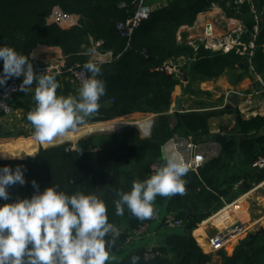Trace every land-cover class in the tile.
Segmentation results:
<instances>
[{"label":"trees","instance_id":"trees-1","mask_svg":"<svg viewBox=\"0 0 264 264\" xmlns=\"http://www.w3.org/2000/svg\"><path fill=\"white\" fill-rule=\"evenodd\" d=\"M133 1L0 0V45L12 46L29 57L39 43L59 46L68 64L94 60L97 56L91 48L97 41L100 43L96 50L117 55L110 62L98 63L106 91L100 98L99 109L88 122L116 119L134 112L158 114L149 136L142 137L137 127L128 126L118 132L96 133L79 140L82 148L89 147L82 152L70 142L40 148L33 157L28 154H33L41 143L24 141L21 146L28 154L23 148L16 151L15 146L25 137H18L22 132L6 131L0 121V139L14 138L0 142V166L13 168L20 165L25 169V183L8 186V201L31 197L36 191L32 180L36 181L41 191L54 184L58 190L68 194L95 193L106 204L109 222L115 227L123 225L125 228L118 236L109 233L106 237L115 241L109 249V252H113L126 242L132 230L150 220L138 219L126 208L118 215L115 206V201L119 199L117 192L130 190L133 180H143L151 175L150 165L162 160V146L169 138L176 134L192 133L197 139L207 141L213 136L209 119L223 113H233L235 130L242 137L226 140L223 152L220 150L217 155L209 156L197 173L189 171L183 177L186 181L183 195L157 196L152 202L155 207L165 206L166 211L174 213V218L181 219L183 224L177 228H183V232L166 234L164 241L150 251L153 254L151 258H146L147 251L140 248L116 263L130 264L129 258L137 255L140 257L138 264H206L210 261V252L192 231L208 213H191L187 210L188 205L194 199L206 204L216 202L220 195L227 194L228 186L220 189L217 180L219 170L224 165V155L247 153L252 161L262 154L256 151V146L264 143V115L244 118L236 109L226 107L166 113L176 84L184 85V92L201 107L202 99L197 97L208 96L209 92L202 91L196 83L227 74L229 83L236 84L245 69L236 65L239 55L234 51L223 53L200 48L196 52L176 41V31L181 25H192L197 13L209 9L212 4H217L230 17L241 21V39L245 42L251 37L254 20L246 1L234 6L233 0H168L165 6L152 9L150 16L140 23L126 46V39L119 35L116 25L133 14ZM253 4L262 14L258 22L252 66L254 72L264 80V0H253ZM54 6L78 15V21L60 26L48 20ZM178 56L187 59L180 69L186 74V83L176 73L159 69L162 62ZM62 141L59 138L53 144ZM18 155L20 157H9ZM257 173L258 181L264 179V170ZM232 181L236 180L233 178ZM4 202L0 199V203ZM155 207L153 215L157 211ZM165 218L161 221L162 225ZM219 254L221 264H264V231L256 235L248 234L239 244L229 247L228 254L222 251Z\"/></svg>","mask_w":264,"mask_h":264},{"label":"clouds","instance_id":"clouds-1","mask_svg":"<svg viewBox=\"0 0 264 264\" xmlns=\"http://www.w3.org/2000/svg\"><path fill=\"white\" fill-rule=\"evenodd\" d=\"M0 86L11 77H22V91L33 92L35 106L28 112L34 132L33 139L52 145L69 131H77L99 109L105 94V82L100 78L101 67L94 60L83 64L90 75L81 81L77 95H59L58 72H34L28 55L9 45H0ZM34 85V87H33ZM32 155V154H29ZM20 157L18 156H9ZM162 164L143 180H133L130 190L118 191L116 213L125 208L144 220L153 215L152 202L157 196L185 193L183 177L191 164L176 150L162 153ZM24 168L0 166V264H106L114 239L115 225L108 220L106 204L95 193L68 194L52 184L36 191L31 197L8 201L7 188L25 183ZM130 264H138L133 255Z\"/></svg>","mask_w":264,"mask_h":264},{"label":"crops","instance_id":"crops-1","mask_svg":"<svg viewBox=\"0 0 264 264\" xmlns=\"http://www.w3.org/2000/svg\"><path fill=\"white\" fill-rule=\"evenodd\" d=\"M148 3L152 6V8H159L165 6L168 3V0H148ZM78 17V15H75L76 21H78ZM230 18L233 17H230L229 14H226L222 7L218 6L217 4H212L209 9L197 13L192 25H181L177 32L180 33L182 30L187 29L184 31L189 34L188 38H192V35L196 36V38H199V42L195 41L196 38L192 40H183L189 41L187 45L192 49L196 50L203 48L205 50L213 51L211 48L206 46L211 44L212 40H218V38H222L228 31V34L231 35V37L236 38L237 41H244L241 39V34L243 32V25L241 21L236 18L230 20ZM205 26H208V28L206 27L204 31L206 36L204 34H199V29H202V27ZM217 26H219V28ZM201 37H207L206 41L204 42V38H202L201 40ZM176 41L178 42L179 40L176 38ZM99 43L100 42L97 41L91 48V50L95 51L97 56L94 59L95 61L98 59H103L106 56V51H99L95 49V47ZM230 51H234V53L239 55L238 62L246 60L245 56L236 51V46L233 47ZM88 53L89 52H87V55ZM30 59L34 63L60 61L61 64L70 65L67 63L66 58L59 46H51L40 43L32 49L30 53ZM243 73L244 74L242 78L236 84L229 83L227 74H223L217 79L204 80L196 83L197 87L202 91L209 92L208 96L197 97V99H202L201 107L196 104L195 100L191 96L184 92V85L176 84L172 90V102L166 113H173V101L174 97L176 96H180L182 99V110L188 111L193 109L211 110L223 108L224 106L229 104V97L231 95H237V105H234L229 109H236L244 118H248L251 115H264V92H261V84L255 80V76L249 67L245 68ZM56 78L60 84V87L56 90L57 94H78L80 85L67 73L59 74ZM183 82H188L187 78H185ZM8 102L12 107L13 112L6 118L1 116L0 121H2L6 131L22 132V135L18 137L27 138H23V140L15 146V150L17 151L19 148L24 149V147L21 146L22 142L33 138L34 129L31 122L27 119L28 112L35 106L33 92L31 90L25 92L20 88L18 92L13 94L8 99ZM132 114L148 115L133 122L126 121L125 124L136 123V121H143L142 123L144 124V121L149 122L152 118L156 117V113L134 112L116 119L87 122L79 129H87L92 124L101 122L118 120L123 121V118ZM208 123L210 133L213 135L225 134L226 140H238V138L242 137V134L238 130H235V119L233 113H223L218 116L211 117ZM144 129L145 128H143V130ZM146 131L148 133L149 129L147 128ZM262 134H264V128ZM66 135L67 136H64L60 139H62L63 141L68 140V138L69 140H73L77 134L76 131H69L68 133H66ZM140 135L142 136L143 134L140 133ZM142 137L146 136L143 135ZM13 139L14 138L12 137L1 138L0 142ZM209 140H212V138ZM40 148H44V146L42 144H38L37 149L32 155H29L27 151H25L28 156L33 157L39 152ZM84 149L87 150L89 149V147H84ZM221 151L223 152L222 149ZM256 151L264 153V143L257 144ZM251 159V156L247 153H237L233 156L224 155V165L219 170L220 174L217 176V180L220 184V189L228 186L227 194L220 195L218 201H211L208 204L200 199H194L193 201H191L193 202V204L189 201L190 203L187 208L189 212L195 214H201L205 212L208 213L206 218L197 223L196 228H194L192 231V234H194V236H196L199 241L205 243L206 237L208 235L220 231L238 221L248 224L250 226V233H254L255 231L264 227V184H260L263 179L259 181L257 180L258 173L252 168ZM233 178L236 181H232ZM245 183L250 185V189L245 187ZM155 208H157V211L150 217L147 230L139 235L129 233L126 242L121 247L113 252H109L110 259L106 262V264H116L128 254L140 248H143L147 252L152 251L155 247L159 246L164 241V237L166 234L172 231H177L180 233L183 232V228H168L161 224V221L164 217H170L174 213L166 211L165 206ZM116 229L118 232H121L125 228L122 225L116 227ZM199 229L201 230V233H197ZM241 241L230 246V248L239 244ZM222 252L228 254V248L222 250ZM210 256V261L206 264H221L222 258L219 252L210 253Z\"/></svg>","mask_w":264,"mask_h":264},{"label":"built area","instance_id":"built-area-1","mask_svg":"<svg viewBox=\"0 0 264 264\" xmlns=\"http://www.w3.org/2000/svg\"><path fill=\"white\" fill-rule=\"evenodd\" d=\"M244 1L248 2L252 17L254 20L253 32L250 39L245 41H237L236 38L229 35V31L222 37L212 40L211 44L206 47L211 48L213 51L229 52L233 47L236 46V51L240 52L245 59L249 61L248 66L255 76V80L261 84V92H264V80L260 74H257L253 70L252 57L255 49V38L258 32V22L262 14L253 4V0H233V5L237 6ZM134 12L126 21H119L116 25V30L119 35L126 39V46L129 45L134 31L139 27L140 23L146 20L152 11V6L148 3V0H134L132 2ZM237 12V11H236ZM234 18H230L232 20ZM48 20L60 25L67 26L76 23L75 15L63 11L60 7H52ZM233 31V30H232ZM264 47V44L262 45ZM105 58L98 59L95 62L102 63L104 61L110 62L117 57L113 56L111 52H105ZM182 60V59H181ZM180 60V61H181ZM186 61L187 59L184 58ZM85 63V62H84ZM84 63H73L70 65L61 64L60 61H51L45 63H32L34 72L42 73L46 69L49 72H58L59 74L67 73L71 78H73L79 85L81 81L87 78L90 74L83 69ZM170 59L165 60L159 66V69L167 71L169 73H176L178 66ZM22 77H11L6 83L0 88V113L1 116L6 118L10 116L13 112L8 99L18 92L20 89V81ZM167 150H176L180 152L186 160L191 164V169L189 171L197 173L199 169L204 165L209 156L217 155L221 150L220 145L213 141L207 140L202 141L197 139L195 134L186 133L183 135H174L169 138L162 146L163 153ZM162 160L154 161L150 165V174L154 169L162 164ZM251 166L255 171L264 170V153L258 155L251 161ZM264 184V179L260 182ZM149 222L144 223L137 229L131 231L135 235L144 233L147 230ZM183 221L181 219H176L173 216L166 217L163 221V226L168 228H177L182 226ZM248 234H250V226L243 222H235L224 229L212 233L206 237L205 244L207 251L210 253H217L222 250L229 248L235 243L243 240ZM153 254L149 251L145 253L146 258H151Z\"/></svg>","mask_w":264,"mask_h":264},{"label":"water","instance_id":"water-1","mask_svg":"<svg viewBox=\"0 0 264 264\" xmlns=\"http://www.w3.org/2000/svg\"><path fill=\"white\" fill-rule=\"evenodd\" d=\"M250 65L249 61L248 60H243L241 62H238L237 63V66L241 69H244V68H247L248 66ZM185 79V77H184ZM183 79V80H184ZM238 103V98H237V95H231L229 97V104H227L226 108H230L234 105H237ZM184 110H182V99L180 96H176L174 97V101H173V107H172V112H182ZM156 116L158 114H155ZM249 117H253L252 115L249 116ZM154 119L155 118H152L149 122H148V133L149 134H146L145 136H149L150 135V132H151V129H152V126L154 124ZM128 126H133V127H137L139 128V124L137 123H128V124H123V125H120V127L117 129H107V127H98V126H92L91 128H87V129H78V134L76 135V137L73 139V140H64L60 143H57V144H53V145H48V146H44V148H49V147H52V146H57V145H61V144H65V143H73V146L76 150H78L79 152H82L84 151L85 149L82 148V146L79 144V140L83 139L84 137L86 136H89V135H92V134H95V133H99V132H102V133H109V132H118L119 130H122ZM114 130H117V131H114ZM212 140L217 142L218 144H220V147L222 150H224V146H225V143H226V135L225 134H215L212 136ZM246 188L250 189V185L249 184H244ZM264 231V227H262L261 229L255 231L254 233H250L251 235H256V234H259L261 232Z\"/></svg>","mask_w":264,"mask_h":264},{"label":"rangeland","instance_id":"rangeland-1","mask_svg":"<svg viewBox=\"0 0 264 264\" xmlns=\"http://www.w3.org/2000/svg\"><path fill=\"white\" fill-rule=\"evenodd\" d=\"M220 20V19H219ZM211 26H214V25H211ZM208 28V26H205V27H202V29H199L200 30V33L199 34H204L205 36H206V34L204 33V31H205V28ZM218 28H219V26H217ZM179 29V28H178ZM178 29H177V31H178ZM184 30H187V29H184ZM184 30H182L180 33H178L177 31H176V38L179 40L178 41V43H182V44H185V45H187L188 44V42L189 41H183V40H192V39H194V38H196V36H194V35H192L193 37L192 38H188V33L186 32V31H184ZM202 38H204V42L206 41V38L205 37H201L200 39L202 40ZM198 37L196 38V40L195 41H198ZM200 40V41H201ZM199 42V41H198ZM194 51H196L197 52V49L195 50V49H193ZM184 58L185 57H182V56H178V57H174L173 59L172 58H169L172 62H174L176 65H178V64H180L179 66H178V68H176L177 69V71H176V75L183 81V79H184V77L186 78V74L185 73H183L180 69L185 65V62L187 61H185L184 60ZM182 59V60H181ZM181 60V61H180ZM146 115H148V114H132V115H129V116H127V117H125V118H123V121H127V122H129V121H131V122H133V121H135V119L136 120H138L139 118H142V117H145ZM128 124V123H127ZM120 126H117V125H114V126H107V129H117L118 130V128H119ZM89 128V127H88ZM91 128V127H90ZM106 128V127H105ZM143 128L144 127H140V129L139 128H137L138 129V131H139V133H141V134H143V135H146V134H149V133H147V131H146V129L148 128V126L143 130ZM117 130H114V131H117ZM120 131V130H119ZM142 135V136H143ZM25 139H27V138H25ZM34 139L33 138H30V139H28L27 141H33ZM25 150V149H24ZM160 217V216H159ZM253 231V230H252Z\"/></svg>","mask_w":264,"mask_h":264},{"label":"bare ground","instance_id":"bare-ground-1","mask_svg":"<svg viewBox=\"0 0 264 264\" xmlns=\"http://www.w3.org/2000/svg\"><path fill=\"white\" fill-rule=\"evenodd\" d=\"M142 122L143 121H136V123L139 124L140 127L142 126V127L146 128L148 126V121H144V124ZM125 123H126V121H120V120H118V121H107V122L92 124L90 127H92V126H98V127H107L108 126L109 127V126H114V125L120 126V125H123ZM76 134H78V131H76ZM197 232L201 233V230L199 229Z\"/></svg>","mask_w":264,"mask_h":264}]
</instances>
